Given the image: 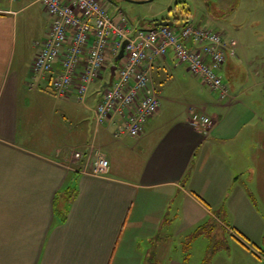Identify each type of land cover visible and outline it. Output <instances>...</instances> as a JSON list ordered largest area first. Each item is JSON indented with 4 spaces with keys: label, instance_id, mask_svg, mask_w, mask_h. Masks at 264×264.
Listing matches in <instances>:
<instances>
[{
    "label": "crops",
    "instance_id": "obj_1",
    "mask_svg": "<svg viewBox=\"0 0 264 264\" xmlns=\"http://www.w3.org/2000/svg\"><path fill=\"white\" fill-rule=\"evenodd\" d=\"M179 18L165 20L176 26L188 21ZM159 21L151 19L138 28L159 27ZM49 23L38 2L0 0V264H187L174 257L178 247L171 258L167 243L212 221L229 231L230 246L246 252L237 251L245 259L240 263L252 264L245 245L233 235L237 225L223 221L215 208L223 198L238 206L259 193L250 190V171L264 158V143L241 136L249 120L236 107V97L204 103L199 110L211 125L193 126V106L175 109L178 102L163 94L170 79L179 74L187 78L189 72L169 51L149 63L158 111L140 136H116L120 119L99 127L93 120L107 84L79 101L74 95L58 97L48 74H31L36 43ZM91 98L93 108L87 102ZM214 139L233 141L236 150L201 163L197 152ZM98 154L109 166L95 174ZM152 193L159 196L157 203L143 195ZM172 196L177 226L171 231L174 222L167 217L166 200ZM216 226L213 234L222 231Z\"/></svg>",
    "mask_w": 264,
    "mask_h": 264
},
{
    "label": "built area",
    "instance_id": "obj_2",
    "mask_svg": "<svg viewBox=\"0 0 264 264\" xmlns=\"http://www.w3.org/2000/svg\"><path fill=\"white\" fill-rule=\"evenodd\" d=\"M33 1L44 7L50 23L45 37L36 43L38 51L31 74L34 78L48 74V82L58 97L74 95L83 101L88 86L115 65L110 83L93 109L97 127L117 117L121 123L114 130L116 136L127 133L138 137L144 133L160 105L151 85L149 63L169 51L220 101L229 97L220 69L225 50L229 48L234 53L235 41L225 43L221 33L191 23L148 29L127 27L122 11L115 8L113 13L106 0ZM124 40L123 56L114 64ZM110 58L113 64L108 65ZM189 122L195 127L211 125L210 117L194 107L190 108ZM74 156L80 158L81 154L76 152ZM108 166V160L97 155L92 172L104 173Z\"/></svg>",
    "mask_w": 264,
    "mask_h": 264
},
{
    "label": "rangeland",
    "instance_id": "obj_3",
    "mask_svg": "<svg viewBox=\"0 0 264 264\" xmlns=\"http://www.w3.org/2000/svg\"><path fill=\"white\" fill-rule=\"evenodd\" d=\"M106 1L113 13L116 10L114 8L122 11L128 26L138 27L141 23L151 19L169 18L173 20V18L181 16L191 24L205 26L221 33L225 43L235 41L234 53L229 48L224 52L225 62L221 66L220 73L229 87V96L234 95L238 101L236 107L247 112L246 117L249 121L242 130L241 136L248 134L256 137L260 144L264 143V0H151L144 3L126 0ZM113 60L110 58L108 65L113 64ZM185 74L187 78H183L184 74L175 75L170 79L166 93L162 92L178 102L174 107L172 106L173 108L179 109L183 104L201 109L204 103L217 99V94L204 86L199 78L188 71H185ZM110 80V70H104L102 77L88 86L87 93L93 92L98 86L103 87ZM208 93H212L213 97ZM87 102L91 108L94 107L95 103L92 98L87 99ZM251 112H254V115ZM89 120L92 123L91 116ZM91 133L92 129L90 137ZM214 140L211 141L208 148H202L197 152L196 158L201 163H204L205 160L208 162L210 157L214 159L219 156L225 157V152L228 149L236 150V148L232 149L233 141ZM250 175L254 179L253 184L249 185L250 190L259 192L255 198L250 199L248 204L238 206L232 205L223 198L220 207L215 208L220 210L223 221L232 226L237 225L236 228L234 227L233 235L247 246L248 250L245 246L243 249L250 253V263L260 264L264 259L260 255V251L264 252V158H260L259 161L257 159V167L254 171H250ZM184 184L187 186L186 181ZM231 189L229 187L226 191ZM143 195H146L147 200L157 203L156 199L159 196L153 193ZM166 202H168L169 211L167 217H169L170 223L174 222L169 227V230L172 231L177 226V222L173 218L176 200L172 196ZM230 204L233 207L232 212H230ZM219 228L222 230L219 234L227 241L228 248L217 250L210 258L212 259L210 264H237L236 261L241 264L240 262L245 259L243 254L241 255L237 251L246 252L234 245L230 246L231 234L223 226ZM219 228L217 227V229ZM196 230L198 227L187 229L184 235L170 237L166 251L171 258L175 248L178 247L179 251L174 256L177 259L184 260L187 264H206L208 262L206 259L211 256L208 249L209 240L205 235H193ZM219 234L217 235L219 236ZM257 255H260V258Z\"/></svg>",
    "mask_w": 264,
    "mask_h": 264
},
{
    "label": "trees",
    "instance_id": "obj_4",
    "mask_svg": "<svg viewBox=\"0 0 264 264\" xmlns=\"http://www.w3.org/2000/svg\"><path fill=\"white\" fill-rule=\"evenodd\" d=\"M173 20L176 22L178 20V17L175 19L173 18ZM161 21H167L165 19H161ZM189 23L188 21L184 22L183 25ZM170 25H174V23L170 22ZM182 25V26H183ZM119 62V60H114V64H117ZM188 175V174H187ZM187 175H185V178L187 177ZM217 224L212 221L211 223L209 222L207 225H203L201 227H198V230L193 234V235H205L208 240H209V245H208V249L210 250L209 253H211V256H209V258H207L206 260L208 261L210 259V257H212L217 250H219L220 248H228L227 246V241L225 239H222V237L220 236L219 232H215V234H213V230L214 227ZM218 227V226H216ZM225 229V228H224ZM223 235V232H221ZM219 234V236L217 235ZM242 243V242H241ZM244 245V243H242ZM246 246V245H245ZM247 247V246H246ZM209 253L207 252V254L209 255ZM260 255L262 257H264V252L260 251ZM260 255H257L260 258ZM260 264H264V259H262Z\"/></svg>",
    "mask_w": 264,
    "mask_h": 264
},
{
    "label": "water",
    "instance_id": "obj_5",
    "mask_svg": "<svg viewBox=\"0 0 264 264\" xmlns=\"http://www.w3.org/2000/svg\"><path fill=\"white\" fill-rule=\"evenodd\" d=\"M126 1H131V2H136V3H144V2H147V1H151V0H126ZM162 25H170V22L169 21H159L158 26H162ZM126 42H127V40L122 41L121 47L119 49L118 54L115 57V60H119V59L122 58ZM114 70H115V65H113L111 67V72L113 73Z\"/></svg>",
    "mask_w": 264,
    "mask_h": 264
},
{
    "label": "flooded vegetation",
    "instance_id": "obj_6",
    "mask_svg": "<svg viewBox=\"0 0 264 264\" xmlns=\"http://www.w3.org/2000/svg\"><path fill=\"white\" fill-rule=\"evenodd\" d=\"M174 16H177V15H174ZM178 17H181V16H178Z\"/></svg>",
    "mask_w": 264,
    "mask_h": 264
}]
</instances>
